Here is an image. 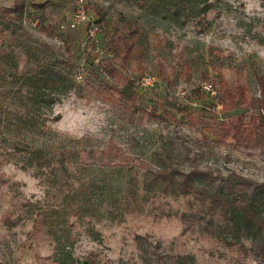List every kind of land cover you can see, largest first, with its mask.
<instances>
[{"label": "rangeland", "instance_id": "1", "mask_svg": "<svg viewBox=\"0 0 264 264\" xmlns=\"http://www.w3.org/2000/svg\"><path fill=\"white\" fill-rule=\"evenodd\" d=\"M77 6L94 39L69 26ZM47 76L63 79L57 99L49 79L36 102ZM72 92L74 109L105 113L101 135L58 131ZM29 107L34 130L18 123ZM235 115L259 145L215 140ZM162 168L200 191L166 185ZM208 174L264 181V0H0V264H264L210 204Z\"/></svg>", "mask_w": 264, "mask_h": 264}, {"label": "trees", "instance_id": "2", "mask_svg": "<svg viewBox=\"0 0 264 264\" xmlns=\"http://www.w3.org/2000/svg\"><path fill=\"white\" fill-rule=\"evenodd\" d=\"M17 10L22 12V3L17 4ZM125 51H130V45L127 43H125ZM42 79L44 83H37V80L31 83V85L36 87L30 90L33 98L36 99V102L43 101L42 97L45 93L40 91V89L48 85V82L45 81L50 79V92L46 93L48 96L47 101L54 102L58 96V91H55V89L57 90L58 86H61L63 79H59L58 76H47ZM39 116V107H29L20 112L18 123L23 127L34 130L41 126ZM228 138H231L233 143L243 147H255L262 142V137L254 125V119L251 118L248 123H245L240 115H235L228 121L222 122L215 136V140L220 144L225 143ZM26 144L25 142L23 147ZM12 147L15 150H22L20 147L23 148L19 143L13 144ZM28 148L25 147L24 149L32 150V148ZM36 150L39 151L41 149L37 147ZM158 176L166 185L178 188L181 192L200 191L196 189L189 178V173L185 171L162 168L158 171ZM231 178L230 176L208 174L207 181L211 184V187L205 194L210 200V204L220 206L224 216L232 221V232L234 234H239L241 227L244 226L243 229L246 233L251 235L252 239L256 241V246L259 248L264 247V181H247L245 178H240L232 182ZM259 206H262V208L259 209ZM178 258L183 263L194 264L191 255H180Z\"/></svg>", "mask_w": 264, "mask_h": 264}, {"label": "clouds", "instance_id": "3", "mask_svg": "<svg viewBox=\"0 0 264 264\" xmlns=\"http://www.w3.org/2000/svg\"><path fill=\"white\" fill-rule=\"evenodd\" d=\"M75 100H77V97L72 92L65 98L64 103L59 106L60 111L58 114L62 116V120L66 123L58 127V131L74 137L101 135L106 123L105 113L95 105L74 109L72 102Z\"/></svg>", "mask_w": 264, "mask_h": 264}, {"label": "built area", "instance_id": "4", "mask_svg": "<svg viewBox=\"0 0 264 264\" xmlns=\"http://www.w3.org/2000/svg\"><path fill=\"white\" fill-rule=\"evenodd\" d=\"M74 10L76 12L71 18V20L69 21V26L73 28L77 26L78 24H80L81 22L85 21L87 23V27L85 31L86 37L94 39L100 30L98 26V21L91 15V13L85 11L83 6L78 7V8L75 7ZM153 80H154L153 75H144L139 78L138 83L141 86H148L149 84H152ZM210 87L211 85L209 84L208 88Z\"/></svg>", "mask_w": 264, "mask_h": 264}]
</instances>
